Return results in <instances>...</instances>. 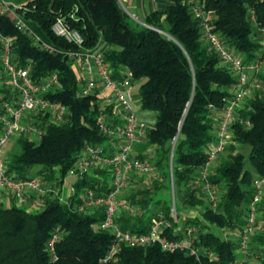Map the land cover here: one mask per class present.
Returning <instances> with one entry per match:
<instances>
[{"label":"trees","instance_id":"obj_1","mask_svg":"<svg viewBox=\"0 0 264 264\" xmlns=\"http://www.w3.org/2000/svg\"><path fill=\"white\" fill-rule=\"evenodd\" d=\"M25 4L30 8V24L45 41L57 48L71 46L51 31L61 14L79 30L85 48L96 46L102 38L104 58L110 67L116 72H133V83H139L140 109L155 115L144 141L134 147L136 156L157 165L167 183L173 147L174 187L177 185L180 193L187 192L179 198L178 216L173 219L170 200L162 202L157 198L164 186L154 181L143 188L140 182L144 180L135 177L122 196L133 210H120L116 222L123 230L146 232L151 219L163 212L171 220L167 231L171 238L194 227L192 245L198 249L199 258L187 249L168 252L158 244H137L122 246L116 257L105 264H232L239 256L238 234L252 199L253 177L264 175V69L252 72L250 80L255 79L258 85L252 86L250 94L235 109L230 141L210 169L208 179L220 191L213 208L206 194L196 193L192 185L206 149L214 141L220 113L233 94L237 76L204 41L200 24L189 7L174 0L140 23L119 0H30ZM205 9L213 13L211 30L233 52L246 62L258 58L262 52L258 28L264 27V0H206ZM0 31L15 37L13 49L18 62L32 61L33 79L57 72L58 84L44 96L68 108V119L61 124L47 123L44 116L39 117L44 125L39 141L25 133L14 137L17 150L4 155L7 170L19 179L39 167L37 174L43 178L62 180L86 144L107 143L108 137L97 125V118L105 111L98 101L90 103L94 96L78 91L79 73L64 53L33 45L5 16L0 18ZM0 89L7 97V85L4 83ZM245 146L247 153L242 150ZM93 170L94 176L86 174L75 181L72 205L82 200L87 187L102 191L109 188V174L100 168ZM72 205L46 198L38 209L29 210L14 200L0 202V264H100L98 260L112 236L96 226L103 211L94 207L81 213ZM189 208L198 209V213L192 218L184 217L181 226L180 211ZM263 223L264 195L257 204L256 225ZM221 229L230 230L231 236L222 235ZM55 230L56 259L51 261L48 241ZM209 252L215 259L209 260ZM249 256L256 264H264L263 228L252 234Z\"/></svg>","mask_w":264,"mask_h":264},{"label":"built area","instance_id":"obj_2","mask_svg":"<svg viewBox=\"0 0 264 264\" xmlns=\"http://www.w3.org/2000/svg\"><path fill=\"white\" fill-rule=\"evenodd\" d=\"M181 1L189 7L194 19L199 22L204 41L237 76L233 94L225 102L220 113L214 141L207 147L205 160L192 185L196 193L206 194L210 206L215 208L220 191L217 184L209 181L208 175L212 164L230 141V123L234 119L235 109L250 94L252 86L258 85L255 79L250 80V72L258 71L264 63V27L258 28L262 52L255 61L246 62L240 54L233 52L216 32L211 30L212 17L211 11L205 9L206 0ZM29 9L26 4L14 5L7 0H0V18L3 16L9 18L18 30L31 39L33 45L40 46L49 52L64 53L70 58L81 79L78 91L82 95L94 96L90 103L98 101L105 111L97 118V125L108 137L107 143L86 144L75 165L66 175L72 176L75 182L86 174L93 175V169L100 168L109 174V188L107 191H102L87 187L83 191L82 200L72 205L71 198L75 190L72 188V191L63 195V186L59 178L52 179L53 185L50 186L43 184L42 174L16 179L8 172L2 155L4 144L12 136L23 133L39 141L44 133L43 121L39 120V117L44 116L47 123L61 124L68 119V108L63 103L49 100L44 96V93L58 84L57 72H52L40 79H33L30 75L32 61L22 64L18 62L13 49L15 37L0 31V87L5 83L9 88L7 97H4L5 93L0 89V202L4 200H14L18 204L28 202L29 209L36 210L41 205L39 203H43L46 198H54L72 205L81 213L94 207H101L103 217L96 226L100 230L109 231L112 236L106 252L98 260L100 264L113 260L122 246L137 244H158L162 250L168 252L187 249L190 254L199 258L198 249L192 245L194 227L190 226L181 236L171 238L167 235V231L171 228V220L165 217L163 212L151 219L146 232L123 230L116 222L120 210H133L129 202L122 199L124 191L133 185V178H142L148 184L157 181L162 186L165 181L157 165L146 158L141 159L136 156L134 147L144 141L147 130L152 126L140 119L137 114L132 93L133 72L129 69H120L117 72L112 69L104 58V48L99 46L85 48L79 30L72 27L61 14H58L51 25V31L71 46L67 49L57 48L45 41L30 24L31 20L27 17ZM172 153L173 147H171L168 163L167 184L172 192L170 216L177 219ZM95 177L99 181L102 180L97 175ZM263 182L264 175L252 180V199L248 204L246 220L238 234L239 256L232 264H249L250 262V240L257 229V204L264 195ZM57 236V230H55L48 241L51 261L56 259L54 242ZM207 254L210 261L215 259L211 252Z\"/></svg>","mask_w":264,"mask_h":264},{"label":"crops","instance_id":"obj_3","mask_svg":"<svg viewBox=\"0 0 264 264\" xmlns=\"http://www.w3.org/2000/svg\"><path fill=\"white\" fill-rule=\"evenodd\" d=\"M30 0H27L25 2H21V1H13V0H7L8 3L10 4H14V5H21V4H25ZM122 7L124 8V10L136 21L143 23L144 19L148 16V14H150L153 11H161L163 10L168 4H172L174 2V0H119ZM211 17L213 18V13L211 12ZM96 46H99L101 48L105 47V42L104 39L100 38L99 41L97 42ZM264 69V64L260 67L259 70ZM252 72H250V76H251ZM143 120V119H142ZM145 121V120H144ZM136 152V151H135ZM39 169V168H38ZM37 172V171H36ZM37 174V173H36ZM58 178V177H55ZM54 178V179H55ZM65 178L66 176L61 180L60 184H62V186L66 187V182H65ZM52 179H47V178H43V184L45 185H50L52 186ZM71 185H69L67 187V191L69 192L73 186H74V180L73 181H69ZM187 192L183 191L181 193H179V198L186 196ZM42 203H39V205ZM26 205V204H25ZM28 205V202H27ZM29 206V205H28ZM186 211V212H183ZM196 212V213H193ZM198 213V209H192L189 208L187 210H181L180 211V215L184 218V217H189L190 218L194 217L195 215H197ZM181 216L178 219V222L181 224L182 218ZM250 261L253 262V264L255 262V260L251 259Z\"/></svg>","mask_w":264,"mask_h":264},{"label":"rangeland","instance_id":"obj_4","mask_svg":"<svg viewBox=\"0 0 264 264\" xmlns=\"http://www.w3.org/2000/svg\"><path fill=\"white\" fill-rule=\"evenodd\" d=\"M13 1H14V0H13ZM15 1L25 2V1H27V0H15ZM132 93H133L134 103H135V106H136V108H137V114H138L139 118L145 120L150 126H153V123H154V120H155V115H154V113L151 112V111L142 110V109H140V107H139V83H137V82L133 83ZM14 137H15V136H12V137H11V138H10L5 144H4V146L2 147V155H3V157H4V155H6L9 151H15V150H17V145H16V143H15V138H14ZM118 144H119V143H118ZM242 150H243V152L247 153L248 148L245 146L244 148H242ZM38 168H39V167H34L33 169H31V170L29 171V174H30V175H34V174H36V173H37L36 171H38ZM255 177H257V175H255L253 178H255ZM73 180H74V179H73L72 176H70V175H66V178H65L66 187L64 186V187L62 188V194H63V195H66V194L68 193V191H67V187H68L69 185H71L69 181H73ZM163 185H164V191H161L160 193H158L157 198L160 199L162 202H163V201H167V200H170V202H172V192H171V189L168 190V184L166 183V181H164ZM140 186L143 187V188H145V187H149L150 184L146 183L145 181H143V182L141 181V182H140ZM263 186H264V182H263ZM69 187H70V186H69ZM70 188H71V187H70ZM174 188H175V202H176V204L179 206V204H180V199H179V193H180V192H179V188H178L177 185H175ZM73 189H74V187H73ZM73 189H72V190H73ZM72 190H71V191H72ZM128 191H129V190L124 191L123 195H124V194H127ZM122 199H123V198H122ZM25 204H26V205H25ZM25 204H21V205H24V206H26V207L29 209L27 203H25ZM150 206L152 207V205H150ZM29 210H30V209H29ZM183 212H186V211H183ZM193 213H196V212H193ZM189 217H190V215H189ZM181 218H182L181 226H183L184 218H183L182 216H181ZM262 228H263V232H264V223H263L260 227H257L256 230H258V229H262ZM219 231H220V233H221L222 235L231 236V232H230V230H228V229H225V230H222V229H221V230H219ZM250 260H251V259H250ZM249 264H253V262L250 261ZM254 264H255V263H254Z\"/></svg>","mask_w":264,"mask_h":264}]
</instances>
